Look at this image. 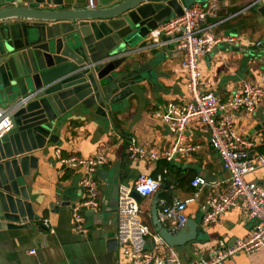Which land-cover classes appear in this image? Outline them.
<instances>
[{
    "label": "crops",
    "instance_id": "crops-1",
    "mask_svg": "<svg viewBox=\"0 0 264 264\" xmlns=\"http://www.w3.org/2000/svg\"><path fill=\"white\" fill-rule=\"evenodd\" d=\"M212 1L217 3V9L207 22L214 24L213 32L218 36L239 38L234 43H221L200 58V83L203 91H212L225 99L243 81L264 84V21L255 6L248 7L250 0L208 2ZM94 3L97 7L96 0ZM151 53L152 50H144L137 55L145 58ZM181 60L182 53L175 46L165 49V57L151 71L150 80L135 85L133 93L115 105L110 117L100 118L87 110H73L56 130L57 142L47 141L42 149L30 153L37 158V166L30 169L24 184L36 218L27 228H0V264H136L115 240V207L110 205L111 183L130 185L138 177L153 176L155 172L158 161L128 157L126 146L131 137L139 145L158 151L169 147L174 140V134L153 115V111L161 110L168 101L189 98ZM233 121L238 133L254 142L258 153L259 147L264 150V99L257 103L253 112L236 111ZM185 141L201 147L187 155H176L169 162L174 167L167 176L168 185L161 184L157 194L167 203L174 199L193 198L184 213L188 218L197 219L206 209V197L224 190L228 172L210 145L209 132L205 127L190 125L185 132ZM55 149H60L63 156H88L103 151L108 158L96 172L100 206L85 212L89 229L85 235L74 230L71 215V205L84 196L79 183L82 169H62L55 158ZM260 154L264 156V153ZM166 172L164 168L162 174ZM158 174L161 173L155 176ZM196 176L204 177L208 186L201 189L192 187L190 181ZM245 178L264 187V164ZM162 192L170 201L160 197ZM154 195L138 200L148 224ZM142 203L147 205L146 210L142 209ZM44 218L49 220L48 227L42 224ZM252 226L253 222L239 203L204 225L200 241L187 249L181 248L183 264H198L211 248L232 246L236 239L247 236ZM224 262L264 264V249L253 253L239 251Z\"/></svg>",
    "mask_w": 264,
    "mask_h": 264
},
{
    "label": "water",
    "instance_id": "water-1",
    "mask_svg": "<svg viewBox=\"0 0 264 264\" xmlns=\"http://www.w3.org/2000/svg\"><path fill=\"white\" fill-rule=\"evenodd\" d=\"M96 1L97 7L89 8L87 0H0V106L14 110L13 128L0 138V228H27L36 218L24 184L37 166L30 153L47 141L56 143V130L73 110L108 118L135 85L150 80L165 49L174 44L151 42L148 35L181 15L189 2ZM192 1L205 5L209 0ZM247 5L255 6L264 21V0ZM144 50L152 53L140 58ZM111 186L110 205L116 210L119 185ZM158 200L156 193L150 224L167 245L187 249L201 240L202 216L187 218L171 232L159 220Z\"/></svg>",
    "mask_w": 264,
    "mask_h": 264
},
{
    "label": "built area",
    "instance_id": "built-area-1",
    "mask_svg": "<svg viewBox=\"0 0 264 264\" xmlns=\"http://www.w3.org/2000/svg\"><path fill=\"white\" fill-rule=\"evenodd\" d=\"M86 5L94 8V0H87ZM216 9L215 1L205 5L198 3L183 6L181 15L170 17L149 33L148 39L151 42H171L182 53L181 66L186 74L189 98L168 101L161 110L153 111V115L174 134L169 147L154 150L139 145L134 137L129 139L126 146V154L130 159L151 162L163 159L170 162L176 155H187L201 147L185 141V132L190 125L199 124L208 130L209 143L217 152L223 169L228 172V178L224 190L206 197L201 228L239 203L253 226L247 236L236 239L232 246L225 249L211 248L198 264H225V259L236 252L253 253L264 249V187L245 178L248 173L264 164V156L256 151L253 141L238 133L233 121V114L240 109L255 111L257 103L264 99V84L243 81L225 99L212 91L201 89L200 58L221 43H234L239 38L232 35L218 36L213 32L214 24L208 23L207 18L214 16ZM13 111L11 107L0 106V138L14 126ZM54 155L62 169H82L79 183L84 196L71 205V215L74 230L85 235L89 231L85 212L100 206L96 172L108 158L103 151L88 156H63L60 149H55ZM161 184V174L155 177L142 175L130 185L122 184L118 187L115 239L122 251L136 264H182L174 248L167 245L141 216L138 200L132 195L136 192L140 197L152 196L158 192ZM190 185L201 189L208 186V181L202 176H196L191 179ZM196 195L195 193L194 197ZM192 200L193 198L174 199L167 203L164 199H159L158 217L163 226L171 232L182 228L188 218L184 210ZM42 224L48 227L49 220L42 219ZM146 237H150L153 242L150 249L146 248ZM222 245L220 242V246Z\"/></svg>",
    "mask_w": 264,
    "mask_h": 264
},
{
    "label": "trees",
    "instance_id": "trees-1",
    "mask_svg": "<svg viewBox=\"0 0 264 264\" xmlns=\"http://www.w3.org/2000/svg\"><path fill=\"white\" fill-rule=\"evenodd\" d=\"M258 150H259L260 153H264V150L262 148L259 147ZM173 167H174L173 164H171V163H169V162H167V161H165L163 159H160L157 162V167L155 169V172H154L153 176H155L157 173H161V175H162V184L168 185L169 181L167 179V176L169 174V171ZM164 168L167 170V172L162 174V171H163ZM160 197H165L168 201H170L169 197L164 192L160 193Z\"/></svg>",
    "mask_w": 264,
    "mask_h": 264
},
{
    "label": "rangeland",
    "instance_id": "rangeland-1",
    "mask_svg": "<svg viewBox=\"0 0 264 264\" xmlns=\"http://www.w3.org/2000/svg\"><path fill=\"white\" fill-rule=\"evenodd\" d=\"M192 3H193V1L192 0H189V2L187 3V5L189 6V5H192ZM141 207H142V209L143 210H146L147 209V205L146 204H144V203H142L141 204ZM141 216L143 217V218H145V215L144 214H141ZM145 241H146V248H151L152 247V240H151V238L150 237H146L145 238ZM174 248V250H175V252L177 253V255L179 256V259H180V261H181V263L183 264V262H182V257H181V248L180 247H173Z\"/></svg>",
    "mask_w": 264,
    "mask_h": 264
}]
</instances>
